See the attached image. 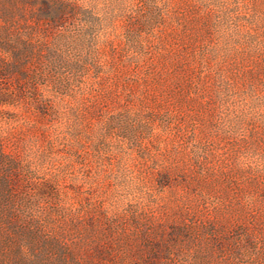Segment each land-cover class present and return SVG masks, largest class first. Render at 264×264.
<instances>
[{
  "label": "rangeland",
  "instance_id": "1",
  "mask_svg": "<svg viewBox=\"0 0 264 264\" xmlns=\"http://www.w3.org/2000/svg\"><path fill=\"white\" fill-rule=\"evenodd\" d=\"M15 61L0 264H264V0H0Z\"/></svg>",
  "mask_w": 264,
  "mask_h": 264
},
{
  "label": "trees",
  "instance_id": "2",
  "mask_svg": "<svg viewBox=\"0 0 264 264\" xmlns=\"http://www.w3.org/2000/svg\"><path fill=\"white\" fill-rule=\"evenodd\" d=\"M81 14V11H78L77 8L73 7L72 9H69L67 12H62V10L57 9L53 13L49 15L50 20L54 23L56 28H65L66 20L64 19L65 15L69 16V20L74 19L75 17H78ZM21 68V65L18 61L11 62L9 65H3L0 68V71L8 73V74H16ZM25 73H21V76H24ZM15 95L11 94L10 91H8L5 88H0V110H2L3 107L11 106L12 101L14 100ZM2 155H0L1 157ZM4 156V155H3Z\"/></svg>",
  "mask_w": 264,
  "mask_h": 264
}]
</instances>
